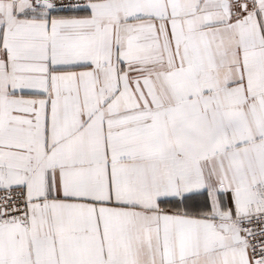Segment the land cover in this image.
<instances>
[{
	"label": "snow or ice",
	"instance_id": "snow-or-ice-1",
	"mask_svg": "<svg viewBox=\"0 0 264 264\" xmlns=\"http://www.w3.org/2000/svg\"><path fill=\"white\" fill-rule=\"evenodd\" d=\"M0 264H264V0H0Z\"/></svg>",
	"mask_w": 264,
	"mask_h": 264
}]
</instances>
